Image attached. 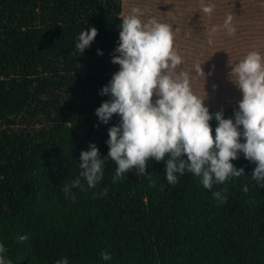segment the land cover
I'll use <instances>...</instances> for the list:
<instances>
[{
    "label": "trees",
    "instance_id": "obj_1",
    "mask_svg": "<svg viewBox=\"0 0 264 264\" xmlns=\"http://www.w3.org/2000/svg\"><path fill=\"white\" fill-rule=\"evenodd\" d=\"M124 8L123 0H0V239L8 258L105 264L108 251L109 264H264V188L243 153L232 162L245 176L212 190L187 172L170 185L166 163L154 159L143 176L134 168L115 178L117 165L106 160L95 189L65 199L61 188L78 177L81 152L94 143L106 157L109 128L120 123L115 114L100 122L96 109L120 70L112 59ZM93 27L98 35L80 55L77 37ZM209 110L234 119L238 108ZM225 187L228 201L218 206L212 191ZM105 188L106 196L94 195Z\"/></svg>",
    "mask_w": 264,
    "mask_h": 264
},
{
    "label": "clouds",
    "instance_id": "obj_2",
    "mask_svg": "<svg viewBox=\"0 0 264 264\" xmlns=\"http://www.w3.org/2000/svg\"><path fill=\"white\" fill-rule=\"evenodd\" d=\"M201 10L211 15L214 7L202 4ZM143 15L141 9L133 8L130 15L122 18L115 49L118 55L112 59L120 70L101 90L100 94L110 99L96 109L99 121L104 124L114 114L120 117V123L109 128L106 142L109 152L102 158L94 143L81 152L78 177L61 188L65 199L76 201L77 193L73 189H95L104 180L106 160L117 165L115 178H122L134 168L143 176L147 174L148 161L154 159L166 163L170 185L180 182L177 173L187 172L198 177L205 189L212 190L216 185L245 176V169L237 168L232 162L243 153L247 161L256 165L251 180L264 188V54L251 51L232 68L230 76L242 92L234 119L225 118L223 112L212 114L204 97L193 92L188 73L176 71L183 64V57L174 46L172 26L156 18L145 21ZM232 21L233 17L228 15L223 25L229 35L235 33ZM97 35L94 27L83 30L77 37L75 52L82 55ZM98 55L103 52L98 50ZM196 73L204 74L201 65L196 66ZM213 119L218 122L215 136ZM249 187L246 181L242 192L247 194ZM227 192L226 187L212 191L218 206L228 201ZM107 193L105 188L94 195L99 198ZM29 239L28 234L18 237L19 242ZM7 252L0 239V264H13ZM100 256L105 264L113 260L108 251ZM55 264H70V261L61 257Z\"/></svg>",
    "mask_w": 264,
    "mask_h": 264
},
{
    "label": "rangeland",
    "instance_id": "obj_3",
    "mask_svg": "<svg viewBox=\"0 0 264 264\" xmlns=\"http://www.w3.org/2000/svg\"><path fill=\"white\" fill-rule=\"evenodd\" d=\"M123 1V17L125 10L127 15H130L133 8H139L144 13L141 17L143 20L156 18L172 26L175 32L174 46L183 57V64L176 71L188 73L192 79L193 92L204 97L208 108H238L242 92L233 91L234 87H238L230 73L232 68L243 60L241 53H247L250 49H257L258 52L264 49V0ZM202 4L212 5L213 13H203ZM228 15L233 17L234 35H229L223 27ZM213 28L217 31L213 32ZM254 40L258 43L249 48ZM197 65H201L204 74L196 73ZM207 87L213 89L212 93L216 94L211 95L204 91ZM232 93L237 95L233 96L234 98L228 96Z\"/></svg>",
    "mask_w": 264,
    "mask_h": 264
},
{
    "label": "crops",
    "instance_id": "obj_4",
    "mask_svg": "<svg viewBox=\"0 0 264 264\" xmlns=\"http://www.w3.org/2000/svg\"><path fill=\"white\" fill-rule=\"evenodd\" d=\"M204 83H205V82H204ZM199 84H200V83H198V86H199ZM206 90L208 91V90H209V88L207 87V88H205V89H204V91H206Z\"/></svg>",
    "mask_w": 264,
    "mask_h": 264
}]
</instances>
